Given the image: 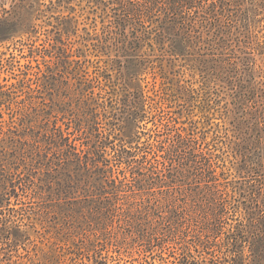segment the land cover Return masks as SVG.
<instances>
[{
  "label": "rangeland",
  "instance_id": "1",
  "mask_svg": "<svg viewBox=\"0 0 264 264\" xmlns=\"http://www.w3.org/2000/svg\"><path fill=\"white\" fill-rule=\"evenodd\" d=\"M0 264H264V0H0Z\"/></svg>",
  "mask_w": 264,
  "mask_h": 264
}]
</instances>
